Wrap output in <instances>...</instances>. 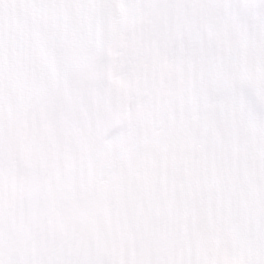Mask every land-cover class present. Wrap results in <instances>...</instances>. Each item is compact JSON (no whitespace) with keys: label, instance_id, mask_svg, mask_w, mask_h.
Here are the masks:
<instances>
[{"label":"clouds","instance_id":"clouds-1","mask_svg":"<svg viewBox=\"0 0 264 264\" xmlns=\"http://www.w3.org/2000/svg\"><path fill=\"white\" fill-rule=\"evenodd\" d=\"M58 7H71L68 5ZM125 26H143L145 57L158 78L155 54L172 44L174 30L202 35V26L220 9L215 0H170L139 6ZM253 12L264 18V3ZM245 37L210 44L208 55L165 89L144 100V110L123 124L136 127L153 120L187 92L200 102L185 111L175 137L186 146L183 159L169 163L161 155L157 168L109 162L103 173L95 162L109 149L118 130L105 129L71 137L72 147L57 156L21 192L0 198V264H264V105L240 118L224 102L229 88L264 83V51H244ZM86 121L85 112H69L47 131L63 136ZM32 148L42 150V145ZM62 200L17 209L36 193L69 185ZM119 217L94 228L76 217ZM205 210L226 216L236 229L217 246L209 239Z\"/></svg>","mask_w":264,"mask_h":264},{"label":"rangeland","instance_id":"rangeland-1","mask_svg":"<svg viewBox=\"0 0 264 264\" xmlns=\"http://www.w3.org/2000/svg\"><path fill=\"white\" fill-rule=\"evenodd\" d=\"M143 2H144V0H127L126 5H124V12L120 14L119 19H118L119 37L117 38V40L112 42L113 57L116 56L117 59L114 58L116 63H114V66H113L111 73H110V75H112L113 77L116 78V82H117L116 87L117 88L124 86L121 83V81L125 78L132 77L134 68L137 66L136 64L129 63L126 60L121 61L122 58H124L123 57L122 42L123 41L125 42V46L128 44L130 32H131V31H126L125 29H123L122 25L128 24L129 19L133 15H136L138 19L140 18L139 13H140L141 9L139 6L144 5ZM249 2H250V0H249ZM218 14H219V12L217 13V15ZM226 25H227V32H226L225 36L227 39V38H231V36H230V34H231L230 23L228 22L227 19H226ZM118 28H117V32H118ZM132 32H133L134 38L132 39L133 42H130V44L137 47V49H138L137 50V56L139 57L143 51L141 44L139 43V40L145 38L143 26L138 25L135 28V30H132ZM195 65H196V62L191 61L189 69H191ZM138 72H140V68L137 69V73ZM1 82H2V79L0 78V83ZM74 85H76L75 81H72V82L68 81V83H67L66 89L70 91V95H73V93H74V88H73ZM57 90H58L57 87L53 86L50 93L53 94ZM186 103H187V101L185 102V104ZM176 110H177V108L174 105H172L167 110L160 113V114H163V113L168 114L163 119V125L165 128L167 127V129H169V130H168V132L161 134V135H163V137L160 135L159 137H157V139L152 140V142L155 145H160V146L164 147L165 150L167 149V146H169L168 144L170 142L169 139H167L165 137L166 136L172 137L174 135V128L177 126V123L175 122V118H173ZM186 110L187 109H185V111ZM232 111H234V110L232 109ZM237 116L240 118H243L239 115H237ZM151 153H152V151H151Z\"/></svg>","mask_w":264,"mask_h":264}]
</instances>
